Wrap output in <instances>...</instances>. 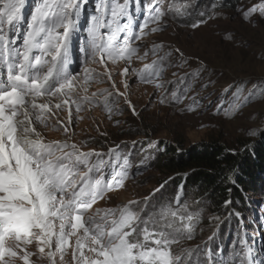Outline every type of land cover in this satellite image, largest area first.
I'll return each mask as SVG.
<instances>
[{
	"label": "rangeland",
	"instance_id": "1",
	"mask_svg": "<svg viewBox=\"0 0 264 264\" xmlns=\"http://www.w3.org/2000/svg\"><path fill=\"white\" fill-rule=\"evenodd\" d=\"M226 1L140 0L137 11L135 0H129L134 30H139L148 17L149 5H159L166 12L160 22L161 30L150 32L149 29L156 26L150 23L145 29L148 35L134 45L139 48V56L148 53L145 59L134 57L130 65L123 60L115 65L108 61L120 92L126 91L123 81H127L128 98L138 114H133L120 99V111L117 112L113 105L109 119L110 113L104 108L100 92L111 90V82L93 79L88 83L87 93L77 88L73 98L79 103V97H92V93H97L93 98L97 102L82 105L78 114L72 105L71 131L67 135L58 123L68 122L67 107L49 117V127L36 124L45 142L67 140L84 152L102 154L99 170L98 158L92 156L87 166H79L81 176L91 168L89 175L93 180L101 179L107 183L121 171L124 158H127L128 175L123 186L98 199L85 213V220L88 216L97 221L118 219L119 210L133 201L136 203L131 208L141 220L154 214V218L159 219L162 210L176 211L184 205L188 213L198 216L192 239H181L172 245L174 254L182 251L186 254L184 264H238V254L247 247L252 249L254 261H264V187L257 194H248L250 204L245 215H239L226 205L221 211L216 210L191 188L163 185L166 178L158 167L165 145L178 144L187 149L196 144L219 141L228 149L239 152L244 149L254 152L258 146H264V17L259 11L249 19L243 15L251 7L264 8V0H237L233 7H227ZM39 2L25 0L16 47L21 46L30 14ZM118 2L124 3V0ZM98 3L99 0H88L83 7L79 31L71 37L70 71L81 73L85 67L104 71L102 64L88 63L80 51L88 39L90 17L97 14ZM201 20L205 23L200 27H191ZM127 22V17L120 21L122 24ZM106 31L101 29L102 34ZM120 35L122 39L124 33ZM12 36L9 32L10 39ZM153 45L162 46L155 55L151 51ZM169 52L171 55L166 56ZM39 54V50H33V55ZM161 57H164L161 75L154 83L141 82L138 73ZM126 66L129 74L125 77L119 73ZM2 71L6 79V68ZM156 83L162 87L158 89ZM162 97H166L164 103H161ZM109 100L111 102V98ZM116 179L120 177L116 176ZM108 210L114 215L105 217ZM176 223L179 226L183 222L177 220ZM149 228H152L151 221ZM74 242L75 237L73 246ZM31 250L36 251L35 247ZM209 252L211 260L208 259ZM33 260L36 264H48L46 259L38 260L35 256ZM64 264H71V249Z\"/></svg>",
	"mask_w": 264,
	"mask_h": 264
},
{
	"label": "snow or ice",
	"instance_id": "2",
	"mask_svg": "<svg viewBox=\"0 0 264 264\" xmlns=\"http://www.w3.org/2000/svg\"><path fill=\"white\" fill-rule=\"evenodd\" d=\"M135 2L139 11L140 0ZM87 3L88 0H40L30 14L21 46L16 47L25 0H0V264H36L34 256L38 260L46 259L48 264H64L69 249L71 264H184L186 254L183 251L174 254L172 245L181 239H192L199 222L198 216L188 213L186 205L176 211L162 210L159 219L154 214L141 220L131 208L136 203L133 201L119 210L118 219L97 221L88 216L85 220V213L98 199L123 186L128 175L127 158L121 171L116 173L120 179L113 176L107 183L93 180L89 175L92 169L81 176L79 166H87L89 159L96 156L98 171L99 164L103 163L99 159L101 153L84 152L67 140L45 142L37 131L36 124L49 127V117L67 107L68 122L58 121L67 135L71 131L72 105L78 114L82 105L97 102L93 99L97 93L79 97V103L73 98L77 88L87 93L88 83L93 79L111 82V90L100 92L104 108L110 113L109 119L113 105L120 111V99L133 114H138L128 98L127 81H123L126 91L120 92L108 61L115 65L123 60L130 65L134 57L145 59L148 53L139 56V48L134 45L148 35L145 29L150 23L156 25L150 32L161 30L160 22L166 12L159 5H149L148 17L139 30H134L129 0L124 3L99 0L97 14L90 17L88 39L80 51L88 63L102 64L104 71L85 67L83 72L76 73L69 70L71 37L79 31L82 10ZM257 11L264 17V8L255 6L243 15L249 19ZM125 17L128 22L120 23ZM203 23L201 20L191 27L198 28ZM101 29L107 31L102 34ZM9 32L13 33L11 39ZM121 33H124L122 39ZM160 47L153 45V55ZM34 49L40 54L33 55ZM176 52L183 57L179 49ZM163 60L161 57L146 65L138 73L139 80L154 83L163 71ZM119 74L126 77L129 67H124ZM156 87L159 89L162 85L156 83ZM172 95L175 98L176 94ZM165 99L162 97L161 103ZM51 127L55 129L56 125ZM176 199L179 203V195ZM112 215L111 210L105 213V217ZM177 220L183 223L177 226ZM238 258V264H264L253 260L250 247L242 250ZM208 259L211 260L210 252Z\"/></svg>",
	"mask_w": 264,
	"mask_h": 264
},
{
	"label": "trees",
	"instance_id": "3",
	"mask_svg": "<svg viewBox=\"0 0 264 264\" xmlns=\"http://www.w3.org/2000/svg\"><path fill=\"white\" fill-rule=\"evenodd\" d=\"M236 3L226 1L227 7ZM163 149L158 162L166 178L162 184L191 188L218 211L226 205L231 212L245 215L250 204L248 194H257L264 187V146L254 152H239L211 141L187 149L178 144Z\"/></svg>",
	"mask_w": 264,
	"mask_h": 264
}]
</instances>
